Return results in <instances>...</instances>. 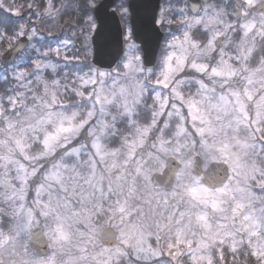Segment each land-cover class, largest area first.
Segmentation results:
<instances>
[{
	"label": "snow or ice",
	"instance_id": "6c2138e0",
	"mask_svg": "<svg viewBox=\"0 0 264 264\" xmlns=\"http://www.w3.org/2000/svg\"><path fill=\"white\" fill-rule=\"evenodd\" d=\"M0 264H264V0H0Z\"/></svg>",
	"mask_w": 264,
	"mask_h": 264
}]
</instances>
